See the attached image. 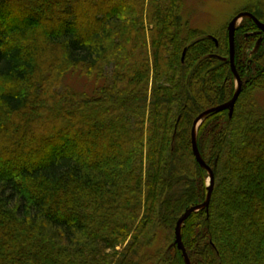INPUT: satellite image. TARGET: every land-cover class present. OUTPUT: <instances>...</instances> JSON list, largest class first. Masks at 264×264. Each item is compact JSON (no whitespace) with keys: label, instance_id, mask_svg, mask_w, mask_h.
Returning a JSON list of instances; mask_svg holds the SVG:
<instances>
[{"label":"trees","instance_id":"16d2710c","mask_svg":"<svg viewBox=\"0 0 264 264\" xmlns=\"http://www.w3.org/2000/svg\"><path fill=\"white\" fill-rule=\"evenodd\" d=\"M183 5L0 0V264H185L175 225L207 194L193 122L236 87L228 36ZM238 30L232 114L196 129L214 187L181 226L190 264H264V45L246 73Z\"/></svg>","mask_w":264,"mask_h":264},{"label":"rangeland","instance_id":"374dc122","mask_svg":"<svg viewBox=\"0 0 264 264\" xmlns=\"http://www.w3.org/2000/svg\"><path fill=\"white\" fill-rule=\"evenodd\" d=\"M182 19L189 20L192 25L202 30L209 37L224 40L227 34V24L239 12L255 13L259 21L264 23V0H183ZM236 29L242 31L245 48V72L249 73L252 59L264 45V32L247 16L239 17L235 23ZM235 29V30H236ZM109 73L107 69L106 74ZM107 77L98 80L83 76L78 72H68L64 83L76 91L91 93L102 82H107ZM14 87L13 84H9ZM234 85L237 86L234 78ZM257 104L264 108V92H257ZM203 121V120H202ZM197 129V128H196ZM208 184V173L206 175Z\"/></svg>","mask_w":264,"mask_h":264},{"label":"water","instance_id":"95a60500","mask_svg":"<svg viewBox=\"0 0 264 264\" xmlns=\"http://www.w3.org/2000/svg\"><path fill=\"white\" fill-rule=\"evenodd\" d=\"M242 16L249 17L256 24V26L259 28V30L264 32V23L259 21L253 14H251L249 12H239L233 18H231V20L227 24V34H228V43H229V63H230L231 71H232V73L235 77L236 83H237L236 91L234 92L232 98L229 101H227L223 104L211 107V108L203 111L194 119L193 126H192V135H191L192 136V152H193L194 157H195L196 161L198 162V164L207 171V173H208V184H207V194H206L205 200L201 204L192 205V206L186 208V210L178 218L176 225H175V241H174V244L181 251L182 256L184 258V261H185V264H190V261H189L185 247H184L182 240H181V226H182L183 222L185 221V219L191 213L196 212L201 208H206V209L208 208L210 198H211V194H212V190L214 187L213 171H212L211 167L208 166L205 163V161L202 159V157L198 151L197 145H196V139H195L196 128L202 122V120L207 115H209L211 113L227 109L229 115L232 114L235 101H236V99L240 93L241 86H242V80H241L240 76L238 75V72H237L236 67L234 65V51H235L234 35H235V28H236L235 23H236V20Z\"/></svg>","mask_w":264,"mask_h":264}]
</instances>
